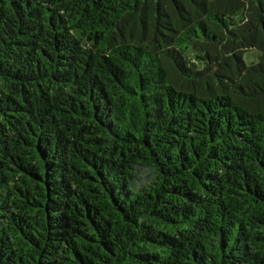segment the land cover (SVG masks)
<instances>
[{
  "label": "trees",
  "instance_id": "1",
  "mask_svg": "<svg viewBox=\"0 0 264 264\" xmlns=\"http://www.w3.org/2000/svg\"><path fill=\"white\" fill-rule=\"evenodd\" d=\"M0 264H264V0H0Z\"/></svg>",
  "mask_w": 264,
  "mask_h": 264
},
{
  "label": "rangeland",
  "instance_id": "2",
  "mask_svg": "<svg viewBox=\"0 0 264 264\" xmlns=\"http://www.w3.org/2000/svg\"><path fill=\"white\" fill-rule=\"evenodd\" d=\"M247 56H248V60H250L251 62H253V61L256 60L257 53L254 52V51H250V52H248Z\"/></svg>",
  "mask_w": 264,
  "mask_h": 264
},
{
  "label": "clouds",
  "instance_id": "3",
  "mask_svg": "<svg viewBox=\"0 0 264 264\" xmlns=\"http://www.w3.org/2000/svg\"><path fill=\"white\" fill-rule=\"evenodd\" d=\"M155 177H153V179H154Z\"/></svg>",
  "mask_w": 264,
  "mask_h": 264
}]
</instances>
